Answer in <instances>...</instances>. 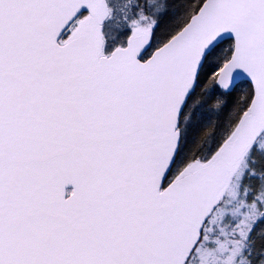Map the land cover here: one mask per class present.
<instances>
[{"label":"snow or ice","instance_id":"6c2138e0","mask_svg":"<svg viewBox=\"0 0 264 264\" xmlns=\"http://www.w3.org/2000/svg\"><path fill=\"white\" fill-rule=\"evenodd\" d=\"M0 264H264V0H0Z\"/></svg>","mask_w":264,"mask_h":264}]
</instances>
